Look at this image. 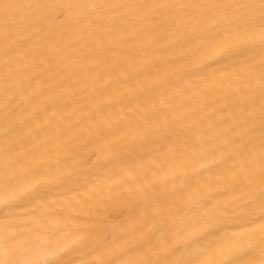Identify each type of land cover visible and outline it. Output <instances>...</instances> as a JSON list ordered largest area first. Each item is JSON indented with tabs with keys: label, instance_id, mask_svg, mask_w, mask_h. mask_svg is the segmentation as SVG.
<instances>
[{
	"label": "bare ground",
	"instance_id": "1",
	"mask_svg": "<svg viewBox=\"0 0 264 264\" xmlns=\"http://www.w3.org/2000/svg\"><path fill=\"white\" fill-rule=\"evenodd\" d=\"M261 2L0 0V259L261 264Z\"/></svg>",
	"mask_w": 264,
	"mask_h": 264
},
{
	"label": "snow or ice",
	"instance_id": "2",
	"mask_svg": "<svg viewBox=\"0 0 264 264\" xmlns=\"http://www.w3.org/2000/svg\"><path fill=\"white\" fill-rule=\"evenodd\" d=\"M260 9L262 12V23H264V0H262V2L260 4ZM262 43H264V41H262ZM262 67H264V61H262ZM261 195H262V197H264V192H262ZM262 203H264V201H262ZM260 230L262 233H264V224L261 225ZM0 264H11V262L8 261L7 259H0ZM51 264H56V262H51ZM229 264H232V262H229ZM261 264H264V261H262Z\"/></svg>",
	"mask_w": 264,
	"mask_h": 264
}]
</instances>
